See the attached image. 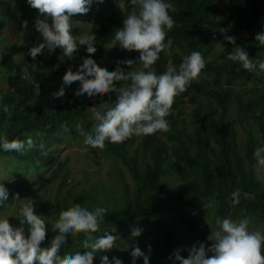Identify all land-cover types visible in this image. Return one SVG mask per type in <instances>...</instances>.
<instances>
[{
    "label": "trees",
    "instance_id": "16d2710c",
    "mask_svg": "<svg viewBox=\"0 0 264 264\" xmlns=\"http://www.w3.org/2000/svg\"><path fill=\"white\" fill-rule=\"evenodd\" d=\"M169 2L172 4L169 14L176 21V26L168 33L174 42L173 51L171 56L162 53L153 67L157 74L162 73L169 61L178 66L183 56L199 51L207 61L206 69L186 92L176 98L172 113L167 117L168 132L133 137L122 144L106 142L104 150L90 149L95 160H100L103 155L113 157L128 170L132 182L123 173L117 176L119 196L103 184H94L77 192L73 174L67 164L59 160L58 151L66 143L65 135L74 140L83 139L76 129L83 125L85 131L90 132L95 125L91 112L105 110L101 106L104 103L112 107L116 101L115 94H106L96 100H78L76 86L66 88L65 96L56 99L54 104L45 103V99L53 86L62 82L69 69L78 71L89 59L101 69L110 43L116 45L119 53L116 64L109 71L115 70L117 61L137 60L138 52L122 50L118 42H112L116 31L123 28L126 15L132 11L131 3L126 4L125 10L118 11L119 1L108 0L106 5H94L90 10H110L99 21L96 44L93 45L97 51L95 57H88L86 48H80L71 60L61 61L62 50L57 49L52 55L45 50L33 60L28 54L32 48L30 36L26 38L28 48L24 64L9 53L0 54V135L10 141H23L31 136L35 143V147L26 153L0 152V158L23 163L37 173H46L54 168L42 190L61 180L55 196V210L51 211L50 203L38 196L33 202L35 213L42 215L48 229L46 247L58 239L54 226L59 223L61 215L78 207L89 210L97 206L106 207L108 213L101 226L115 228L129 247V250L114 248L110 252L97 253L94 264H100L99 255H107L110 261L117 257L123 264H132L130 252L135 247L150 257V264H173L169 257H173L177 234L175 227L166 219L168 207L214 202L216 218L248 216L252 218L250 228L257 222L264 226V179L258 176L253 156L254 149L264 144V85L244 91L237 89L239 84L255 81L256 75L224 60L232 51V44L227 42L223 51L212 57L214 35L222 29L236 38V46L243 47L250 58L264 52V47L255 40L257 33L264 32V0ZM21 15L27 27L30 22L34 25L39 18L38 10L30 6H23ZM75 18L76 15L72 17V31L74 36H79ZM123 67L126 72L131 70ZM35 83L39 85V94L34 89ZM3 105L8 106V113L2 111ZM233 109L237 122L230 119ZM237 123L247 131L248 138L243 147L239 142ZM61 125H67L69 131L65 132ZM169 178L180 180L173 190L166 183ZM3 184L9 190L5 205H9L16 194H19V199L25 196L23 188L8 182ZM236 189L248 192L253 198H241V203L233 206L230 196ZM177 216L187 224L192 237L203 243L206 249L212 246L214 241L209 238L213 230L204 218L186 217L181 212ZM10 219L11 225L20 226L21 217L15 208ZM24 227L27 234L28 225ZM133 228L142 230L139 237H131ZM84 239L83 234L75 241L70 239L68 248L62 250L61 255L70 256L76 251L83 254L81 243ZM136 264H143V259L138 258Z\"/></svg>",
    "mask_w": 264,
    "mask_h": 264
},
{
    "label": "clouds",
    "instance_id": "9594fccd",
    "mask_svg": "<svg viewBox=\"0 0 264 264\" xmlns=\"http://www.w3.org/2000/svg\"><path fill=\"white\" fill-rule=\"evenodd\" d=\"M107 3L108 0H27L31 8L38 10L39 18L34 27L43 41L30 48L28 54L35 60L45 50L52 55L61 49L59 59L63 61L71 60L80 48H86V55L95 57L97 51L93 45L96 44V35L74 36L72 17L77 14L87 16L94 5L102 7ZM131 5L132 11L126 15L123 28L116 31L112 42H118L122 50L138 52L137 60L117 61L113 71H102L94 60H86L78 71H66L59 90L52 93L55 99H60L65 96L66 88L78 86V100H96L106 94H115L116 101L112 107L95 113L93 119L96 123L90 132H86L83 125L76 129L85 140V150H104L106 142L122 144L133 137L168 132L170 126L167 117L172 113L176 98L186 92L206 69L207 61L201 52L191 51L183 56L178 66L169 61L166 70L157 74L153 66L161 59V54L171 56L173 51L174 42L168 36L176 26V21L169 14L172 4L169 0H131ZM24 26L27 27V22ZM224 39L234 46L224 57L225 61L238 64L249 72H264V60L254 61L250 58L243 47L236 46L234 36L225 34ZM255 40L264 47V32L257 33ZM107 47L113 48L111 43ZM137 63L141 67L133 68ZM123 66L131 70L126 72ZM34 89L39 94L37 83ZM2 111L8 113V106L3 105ZM61 127L65 132L69 131L67 125ZM34 147L31 136L23 141H10L0 135V152L23 154ZM253 156L256 161L254 167L264 169V144L254 149ZM241 198L253 197L248 192L236 189L230 196L233 206L239 205ZM8 199L9 190L0 183V207H5ZM13 199L31 201L20 200L19 194ZM12 206L21 217L20 226L10 225L9 219L0 215V264H94L97 253L120 247L119 235L110 234L107 230L102 235H93L101 232V225L108 213L106 207L97 206L92 210L78 207L62 214L59 223L54 226L58 239L46 247L48 229L42 215L35 213L34 204L28 202ZM251 219L248 216L236 220L218 217L216 224L219 231L212 232L209 239L214 243L210 248L206 249L203 243L193 245L187 250V258L181 255L182 249H177L174 259H169L173 260V264H264V233L250 230ZM25 224L28 225L27 234ZM115 231L112 230L113 233ZM141 232L140 228H133L131 237H139ZM80 234L85 237L81 243L83 254L76 251L70 256H62V250L68 248V241H75ZM130 255L132 264H136L138 258L143 259V264H150V257L139 247L133 248ZM99 258L100 264H123L117 257H112L111 261L107 255H99Z\"/></svg>",
    "mask_w": 264,
    "mask_h": 264
},
{
    "label": "rangeland",
    "instance_id": "374dc122",
    "mask_svg": "<svg viewBox=\"0 0 264 264\" xmlns=\"http://www.w3.org/2000/svg\"><path fill=\"white\" fill-rule=\"evenodd\" d=\"M119 1V10H125L127 3H131V0H117ZM247 1V0H243ZM23 6H29L27 0H0V54L6 52L12 55L16 61L20 63L26 62V49L28 48L27 36L32 39V47L38 46L40 42V34L36 32L32 22L28 24V27L24 29L23 17L21 15V8ZM110 10L105 8L95 9L87 16L76 15L75 25L80 29L79 36L87 34L92 36L96 34L101 18L107 14ZM92 24V25H90ZM223 31V32H221ZM227 34L225 29L218 31L214 35V52L212 57H217L227 45V41L224 39V35ZM113 48H107L103 66L101 70L109 71L112 65L116 64L118 51L116 45L112 44ZM254 61L264 60V52L259 53V56L253 58ZM138 63L133 68H138ZM1 72V68H0ZM256 75L255 81H249L244 84L237 85L238 90H247L253 88H261L264 85V72L256 71L252 72ZM62 82L53 86L51 93L45 99V103L54 104L56 99L52 93L59 90ZM1 86V78H0ZM104 109L109 108V105H103ZM98 110L91 112V119H93L95 113ZM230 119L236 121L235 110L233 109L230 113ZM236 129L239 135V142L243 147L247 142V131L237 123ZM66 143L59 147V160L65 162L69 171L74 177V186L78 187L77 192L86 187H91L94 184H103L110 188L119 196V190L116 186L117 176L120 173L125 174L129 182H132L128 170L122 165V163L113 157L102 156L100 160H95L90 149L85 150V140L79 139L74 140L70 135L64 136ZM94 161H99L95 163ZM54 168L46 173L34 172L32 168L27 167L25 164L18 161L0 158V183H12L17 187L24 189V197L20 200L31 199V201L25 200L23 202L16 201L15 199L5 207H0V213L4 217L10 219L12 210L15 208L12 205L16 204L19 206L21 203H28L35 201L36 197L43 198L45 201L50 203L51 211L55 210V196L61 180L54 182L51 186L46 189H41L45 181L50 177V174ZM257 169V168H256ZM258 176L260 179H264V172L262 169H257ZM166 183L169 188L173 190L180 184V180L177 178H169ZM208 205V207H206ZM16 209V208H15ZM181 212L186 217L193 218H204L208 226L213 232L219 231V226L216 224L215 217V204L214 202H205L198 204L186 203L180 207H168L166 209V219L175 227L177 234V242L173 250L182 249L181 255L184 258L188 257V249L193 245L199 246V241L192 237L188 226L178 216L177 213ZM233 220L239 219L232 217ZM11 225V219L9 220ZM264 226L262 223L257 222L250 228L252 231H261L263 233ZM107 230L110 234L119 235L118 231L114 233L112 230H116L112 226H101V232L98 235H102L103 231ZM120 237V236H119ZM119 248L120 250H129L128 245L120 238Z\"/></svg>",
    "mask_w": 264,
    "mask_h": 264
}]
</instances>
